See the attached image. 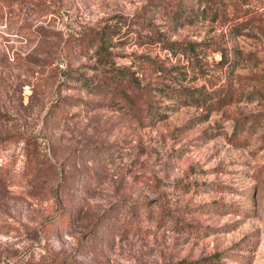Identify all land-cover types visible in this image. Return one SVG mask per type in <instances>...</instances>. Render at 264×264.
Wrapping results in <instances>:
<instances>
[{
    "label": "rangeland",
    "instance_id": "1",
    "mask_svg": "<svg viewBox=\"0 0 264 264\" xmlns=\"http://www.w3.org/2000/svg\"><path fill=\"white\" fill-rule=\"evenodd\" d=\"M149 1L0 0V264H264V0L241 1V36L206 14L170 33L226 42L239 67L216 76L235 102L207 119L171 108L146 127L66 73L101 74L68 42L106 26L121 41L112 66L144 68L160 52L122 34Z\"/></svg>",
    "mask_w": 264,
    "mask_h": 264
},
{
    "label": "trees",
    "instance_id": "2",
    "mask_svg": "<svg viewBox=\"0 0 264 264\" xmlns=\"http://www.w3.org/2000/svg\"><path fill=\"white\" fill-rule=\"evenodd\" d=\"M241 1L150 0L140 13L124 19L123 25L129 33L122 34V37L133 34L134 44L152 52L158 50L160 54L156 53L154 58L140 57L141 65H145L140 71L113 67L110 50L119 47L121 41L116 40L118 30L111 26L92 29L72 37L68 44L80 56L95 59L97 68L103 71L94 78H88L86 75H74L75 70L70 68L66 75L90 93L107 96L122 104L146 127L166 120L171 108H194L207 119L212 113L223 111L235 102L237 91L226 76L229 77L239 67V61L232 59L229 51L222 47L225 41L221 43L215 38L199 42L177 41L170 33L196 26L201 15L206 14L212 25L215 26L220 19V28L241 36L249 27ZM203 2L206 9L202 12ZM155 16L162 19L159 25L153 22ZM217 51L222 52V58L211 64L209 58ZM217 72L226 75L224 81L218 79ZM201 81L204 84L201 85ZM254 117L242 118L236 126L237 131L242 134L246 123H259ZM9 140L0 137V144ZM221 260V255L216 254L192 264H221Z\"/></svg>",
    "mask_w": 264,
    "mask_h": 264
}]
</instances>
